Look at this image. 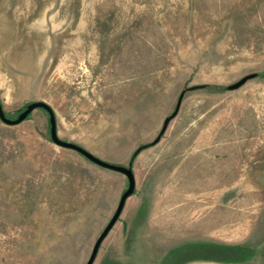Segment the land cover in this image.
I'll return each instance as SVG.
<instances>
[{"label":"rangeland","instance_id":"1","mask_svg":"<svg viewBox=\"0 0 264 264\" xmlns=\"http://www.w3.org/2000/svg\"><path fill=\"white\" fill-rule=\"evenodd\" d=\"M32 102L103 161L149 145L93 264H264V0H0V103ZM126 187L0 121V264H85Z\"/></svg>","mask_w":264,"mask_h":264},{"label":"water","instance_id":"2","mask_svg":"<svg viewBox=\"0 0 264 264\" xmlns=\"http://www.w3.org/2000/svg\"><path fill=\"white\" fill-rule=\"evenodd\" d=\"M246 79L247 78H243L237 83L229 86L228 89L229 90L238 89L244 84ZM197 88H200V87H192V88H189L188 90H194ZM183 94L184 92L180 93V95L178 96L173 112L164 119L158 136L152 143H150V146L155 145L159 141L160 137L164 134L169 122L172 119H174V117L177 115L181 101H182ZM38 109L43 110L48 116L49 138L53 144H55L58 147L64 148V149L74 151L78 153L80 156H82L83 158H85L86 160H88L89 162L93 163L94 165L100 168H103L105 170H108V171L119 173L123 175L127 180V187L125 191L121 194L113 215L111 216L108 223L105 225V227L102 229V231L96 238L94 245L92 247L90 256L87 262L85 263V264H93L102 242L107 237V235L109 234V232L111 231V229L113 228L117 220L119 219L127 198L131 196L134 191L135 180H134V175H133L131 166L129 164L127 166H122V165H117V164L103 161L76 144L60 140L56 133V121H55V115L53 113V110L51 109L50 106H48L47 104L43 102L29 103L28 105H26L24 110L17 115L15 119H9L5 116V113L3 112V109L0 103V121L7 126H16L24 122L32 114L33 111L38 110ZM143 148H145V146H141L137 150L141 151Z\"/></svg>","mask_w":264,"mask_h":264},{"label":"trees","instance_id":"3","mask_svg":"<svg viewBox=\"0 0 264 264\" xmlns=\"http://www.w3.org/2000/svg\"><path fill=\"white\" fill-rule=\"evenodd\" d=\"M24 109H22V111H23ZM22 111H20V112H22ZM19 112V113H20ZM18 113V114H19ZM17 117V116H16ZM146 146H148V145H145V147ZM139 149V148H138ZM140 151L139 150H135L132 154H131V156H130V159H129V165L131 166L132 165V162L134 161V159H135V157L137 156V154L139 153Z\"/></svg>","mask_w":264,"mask_h":264}]
</instances>
